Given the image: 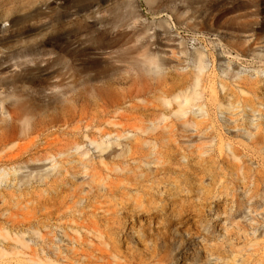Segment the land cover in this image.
<instances>
[{
  "label": "rangeland",
  "instance_id": "rangeland-1",
  "mask_svg": "<svg viewBox=\"0 0 264 264\" xmlns=\"http://www.w3.org/2000/svg\"><path fill=\"white\" fill-rule=\"evenodd\" d=\"M0 100V264H264V0H0Z\"/></svg>",
  "mask_w": 264,
  "mask_h": 264
},
{
  "label": "bare ground",
  "instance_id": "bare-ground-1",
  "mask_svg": "<svg viewBox=\"0 0 264 264\" xmlns=\"http://www.w3.org/2000/svg\"><path fill=\"white\" fill-rule=\"evenodd\" d=\"M150 1L151 0H148V2H150ZM90 10H91V8H90ZM87 11H89V10L87 9ZM92 14L91 13L87 14V12H85L82 16L85 18H88V20L95 19L93 12H92ZM97 14H95V15H97ZM17 38L18 37L9 38V40H7L6 44L14 43L13 48H15L16 44L18 45V43H19V41L16 40ZM137 51H138V49H137ZM5 52H7V51L5 50ZM133 60H132V62H133ZM148 62L150 64H154L152 60H148ZM135 65L131 66L132 69L137 68V66L135 67ZM195 82H196V87H197L198 83H199V77H195ZM76 93L77 92H75V94ZM78 94L80 96V93H78ZM100 97H102V96L100 95ZM197 98H198V94L194 90L190 94H184L182 96L177 97V99H180V103L178 104V110L176 111L175 114L178 117L186 116L187 115V108H185V107L190 105L191 102H193ZM35 102L34 101L33 102L28 101V102H24V103H13L11 105H5V101L0 100V104L2 106H4L3 109L11 114V121L10 122L7 120H1L0 121V123H1L0 124V130H2V129L4 130L3 132L0 133V146H6L7 144H10L11 141L18 139L19 133L25 134V132L27 130L26 127H28V123H29V121H28L29 116H31L35 112L36 109L43 107L41 105L42 104L41 102H39V101L36 103ZM118 103L119 102H117L115 100L114 102L112 101L110 104H112L111 106H113V105L116 106V105H118ZM168 104L170 105V103H168ZM52 105H53L52 102H50L48 105H46V108L50 109V108H52ZM103 108H104V110H106L107 104L103 105ZM201 108H202V106H201ZM21 121L25 122V125H20V127H18L16 123L21 122ZM95 145L97 146V148H101V146H102L100 144H95ZM47 160H49V159H45V161H47ZM51 168H55V166L52 165ZM7 175H8L7 170L3 169L2 172H0V181L2 180V178L6 177ZM0 259H1V257H0Z\"/></svg>",
  "mask_w": 264,
  "mask_h": 264
}]
</instances>
